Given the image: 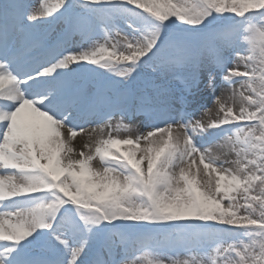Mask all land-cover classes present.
Wrapping results in <instances>:
<instances>
[{"label":"snow or ice","instance_id":"snow-or-ice-1","mask_svg":"<svg viewBox=\"0 0 264 264\" xmlns=\"http://www.w3.org/2000/svg\"><path fill=\"white\" fill-rule=\"evenodd\" d=\"M0 264H264V0H0Z\"/></svg>","mask_w":264,"mask_h":264},{"label":"rangeland","instance_id":"rangeland-1","mask_svg":"<svg viewBox=\"0 0 264 264\" xmlns=\"http://www.w3.org/2000/svg\"><path fill=\"white\" fill-rule=\"evenodd\" d=\"M26 2H28V3H32V4H38V3H39V0H26ZM148 71H150V69H149ZM200 115H202V113H198V114H197V118H199ZM205 118H206V117H205ZM117 119H118V118H117Z\"/></svg>","mask_w":264,"mask_h":264},{"label":"bare ground","instance_id":"bare-ground-1","mask_svg":"<svg viewBox=\"0 0 264 264\" xmlns=\"http://www.w3.org/2000/svg\"><path fill=\"white\" fill-rule=\"evenodd\" d=\"M213 108H214V106H213ZM85 139H86V136H85ZM82 141H81V138L78 136L77 137V141H76V143L79 145V143H81Z\"/></svg>","mask_w":264,"mask_h":264}]
</instances>
